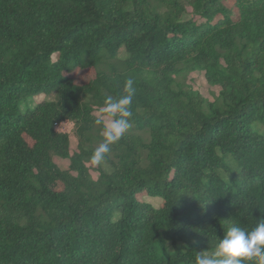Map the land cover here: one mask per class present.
I'll list each match as a JSON object with an SVG mask.
<instances>
[{"label": "trees", "instance_id": "1", "mask_svg": "<svg viewBox=\"0 0 264 264\" xmlns=\"http://www.w3.org/2000/svg\"><path fill=\"white\" fill-rule=\"evenodd\" d=\"M262 218L264 0H0V264H196Z\"/></svg>", "mask_w": 264, "mask_h": 264}, {"label": "clouds", "instance_id": "2", "mask_svg": "<svg viewBox=\"0 0 264 264\" xmlns=\"http://www.w3.org/2000/svg\"><path fill=\"white\" fill-rule=\"evenodd\" d=\"M125 91L128 93L114 100L108 97L101 114L109 117L119 115L118 119L105 121L98 119L97 123L103 124L105 142L101 144L92 156V162L99 163L109 148L108 145L119 140L129 127L127 117L131 116L128 105L132 101V81L126 83ZM245 261H255V264H264V218L251 230L233 225L230 227L216 245L211 254L199 253L196 264H245Z\"/></svg>", "mask_w": 264, "mask_h": 264}, {"label": "rangeland", "instance_id": "3", "mask_svg": "<svg viewBox=\"0 0 264 264\" xmlns=\"http://www.w3.org/2000/svg\"><path fill=\"white\" fill-rule=\"evenodd\" d=\"M56 58V55H55ZM77 78L80 81H87L91 76L89 71H77L76 74ZM186 83L192 85L195 90L199 91L206 99L210 101H215V99L219 96L220 87L212 86L208 83L205 77V73L203 71H194L190 73L185 79H182ZM53 96L41 94L37 96L34 100H42V99H51ZM34 100L31 101V104H34ZM78 147V140L77 138L72 135L71 136V148L72 151H76ZM54 160L56 163L61 166L63 169H69L70 160L54 156ZM89 165H91L94 169H96L99 165H101V160L99 163H93L92 160L89 161ZM95 176H99L98 171H95ZM148 201L152 203L154 206H158L160 203L159 198H148Z\"/></svg>", "mask_w": 264, "mask_h": 264}, {"label": "built area", "instance_id": "4", "mask_svg": "<svg viewBox=\"0 0 264 264\" xmlns=\"http://www.w3.org/2000/svg\"><path fill=\"white\" fill-rule=\"evenodd\" d=\"M76 123L70 119H64L61 121H56L54 123V129L56 132L66 135H71L75 132Z\"/></svg>", "mask_w": 264, "mask_h": 264}]
</instances>
